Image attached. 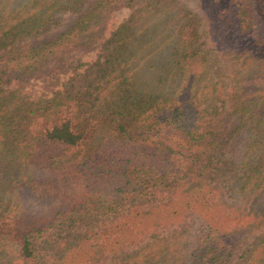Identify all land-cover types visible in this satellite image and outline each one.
<instances>
[{"label": "trees", "instance_id": "16d2710c", "mask_svg": "<svg viewBox=\"0 0 264 264\" xmlns=\"http://www.w3.org/2000/svg\"><path fill=\"white\" fill-rule=\"evenodd\" d=\"M256 26L264 0H0V264H264Z\"/></svg>", "mask_w": 264, "mask_h": 264}, {"label": "rangeland", "instance_id": "374dc122", "mask_svg": "<svg viewBox=\"0 0 264 264\" xmlns=\"http://www.w3.org/2000/svg\"><path fill=\"white\" fill-rule=\"evenodd\" d=\"M133 4L130 6H123L119 9L114 10L108 20L107 23V29L110 30L112 27H114L117 23H119L120 21H122L123 19H125L128 15V13L130 12V10L133 8ZM70 13H65V14H61L58 15L57 19L60 22H64L66 21V19L69 17ZM264 27L262 26H256V28H254V32L253 35L258 38L259 40H262V38H264ZM204 41L205 44L204 46L206 48H210L212 43L211 40L208 36V34H204ZM216 58H219L216 53L214 52ZM97 58V54L96 52L92 51L89 52L87 54H84L80 59L81 62L83 63L82 65L78 66L75 65V61H76V56L72 57V58H68V61L72 64L69 68L68 73L63 76V75H56V88H62L63 87V83L67 80V78H69L70 76H73V74L76 72L75 78L76 80L74 81V85L80 87V88H87L88 87V82L91 78V74H87V70L85 69V67L87 66V64L92 61L93 59ZM35 89L37 90L38 94H45L48 91H46L44 88L40 87L39 85L35 86ZM36 92V93H37ZM168 131V129H163L161 132L159 130H145L142 128H138L135 129L134 132L135 133H146L149 134L153 139H158L159 134H165ZM187 222L183 221L181 222L180 226H186ZM238 258H236L234 261L231 262V264H237L238 262Z\"/></svg>", "mask_w": 264, "mask_h": 264}]
</instances>
